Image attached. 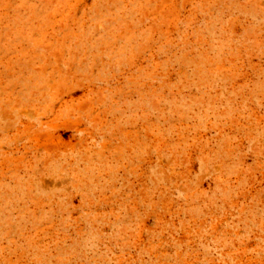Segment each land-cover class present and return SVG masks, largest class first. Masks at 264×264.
Returning a JSON list of instances; mask_svg holds the SVG:
<instances>
[{
    "label": "rangeland",
    "instance_id": "obj_1",
    "mask_svg": "<svg viewBox=\"0 0 264 264\" xmlns=\"http://www.w3.org/2000/svg\"><path fill=\"white\" fill-rule=\"evenodd\" d=\"M0 264H264V0H0Z\"/></svg>",
    "mask_w": 264,
    "mask_h": 264
}]
</instances>
